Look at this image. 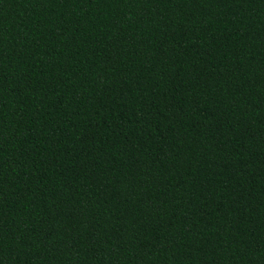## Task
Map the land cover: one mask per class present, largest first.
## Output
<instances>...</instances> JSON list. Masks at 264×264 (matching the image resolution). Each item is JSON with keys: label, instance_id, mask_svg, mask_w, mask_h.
Listing matches in <instances>:
<instances>
[{"label": "trees", "instance_id": "obj_1", "mask_svg": "<svg viewBox=\"0 0 264 264\" xmlns=\"http://www.w3.org/2000/svg\"><path fill=\"white\" fill-rule=\"evenodd\" d=\"M0 264H264V0H0Z\"/></svg>", "mask_w": 264, "mask_h": 264}]
</instances>
